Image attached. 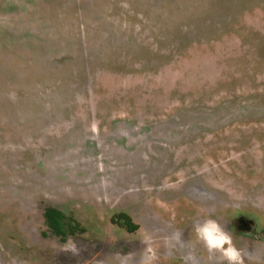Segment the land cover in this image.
Wrapping results in <instances>:
<instances>
[{
	"label": "rangeland",
	"instance_id": "374dc122",
	"mask_svg": "<svg viewBox=\"0 0 264 264\" xmlns=\"http://www.w3.org/2000/svg\"><path fill=\"white\" fill-rule=\"evenodd\" d=\"M208 218L264 264V0H0V264H226Z\"/></svg>",
	"mask_w": 264,
	"mask_h": 264
},
{
	"label": "clouds",
	"instance_id": "9594fccd",
	"mask_svg": "<svg viewBox=\"0 0 264 264\" xmlns=\"http://www.w3.org/2000/svg\"><path fill=\"white\" fill-rule=\"evenodd\" d=\"M193 227L195 241L187 245L189 249L195 244H199L206 249L210 256L219 254L226 264H244L243 253L236 248L232 236L218 221L208 218L194 224ZM179 238V234H177L175 239L179 240Z\"/></svg>",
	"mask_w": 264,
	"mask_h": 264
},
{
	"label": "trees",
	"instance_id": "16d2710c",
	"mask_svg": "<svg viewBox=\"0 0 264 264\" xmlns=\"http://www.w3.org/2000/svg\"><path fill=\"white\" fill-rule=\"evenodd\" d=\"M123 217L127 218L129 222H131V218L127 214H121ZM45 217L48 225L58 234L59 236L65 237L67 235V231L64 228V220L66 219V215L55 208H47L45 211ZM138 225L134 224L131 230L137 229Z\"/></svg>",
	"mask_w": 264,
	"mask_h": 264
},
{
	"label": "bare ground",
	"instance_id": "6f19581e",
	"mask_svg": "<svg viewBox=\"0 0 264 264\" xmlns=\"http://www.w3.org/2000/svg\"><path fill=\"white\" fill-rule=\"evenodd\" d=\"M124 190V189H123ZM118 193V192H117Z\"/></svg>",
	"mask_w": 264,
	"mask_h": 264
}]
</instances>
